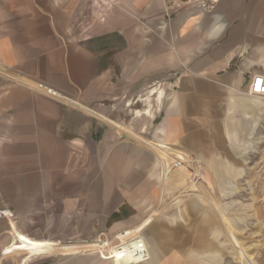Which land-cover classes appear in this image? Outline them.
Here are the masks:
<instances>
[{
    "label": "crops",
    "instance_id": "crops-1",
    "mask_svg": "<svg viewBox=\"0 0 264 264\" xmlns=\"http://www.w3.org/2000/svg\"><path fill=\"white\" fill-rule=\"evenodd\" d=\"M257 75L264 0H0V209L13 214L0 221V264L44 256L10 252L15 230L59 244L52 232L122 222L155 184L152 167L175 168L121 140L128 130L115 112L137 129L144 111L149 127L160 118L149 140L186 152L180 162L199 175L197 155L212 151L205 120L222 124L221 103L235 104L236 133L264 134L261 97L248 93ZM146 87L164 88L171 105L147 98L142 110ZM206 103L217 104L213 115Z\"/></svg>",
    "mask_w": 264,
    "mask_h": 264
},
{
    "label": "rangeland",
    "instance_id": "rangeland-1",
    "mask_svg": "<svg viewBox=\"0 0 264 264\" xmlns=\"http://www.w3.org/2000/svg\"><path fill=\"white\" fill-rule=\"evenodd\" d=\"M154 89L142 88V110H148L149 101L144 100L147 98L158 110L171 105L167 91L159 95L164 88L157 93ZM258 101L264 114V100ZM248 104L249 101L244 102ZM216 106L205 104L206 110L213 112L217 111ZM221 111L229 112L220 126L217 119L205 120L203 137L207 150L212 151L196 157L202 163L200 187L189 180L197 175L192 166L180 162V156L190 158L188 154L168 152L169 161L181 168L159 166L158 161V166L150 171L156 182L142 196L143 205L129 207L122 222L108 220L105 227L85 235L78 231L64 236L58 230L52 232L56 236L52 241L59 244L34 240L15 230L13 234L21 242L19 246L13 244L10 252L21 248L28 256L26 261L44 255L30 264H152L154 247L158 246L157 264H264V134L236 133L244 130V123L230 119L234 103H221ZM145 112L137 118L138 129L132 117L125 115L122 122L114 113L112 120L122 124L128 130L126 134L118 131L119 123L109 125L122 135L121 140L138 144L148 152L136 141L138 133L149 139L160 118L149 127L150 113ZM172 146L179 149L180 144ZM231 159L237 165H232ZM156 230L158 239L154 236Z\"/></svg>",
    "mask_w": 264,
    "mask_h": 264
},
{
    "label": "bare ground",
    "instance_id": "bare-ground-1",
    "mask_svg": "<svg viewBox=\"0 0 264 264\" xmlns=\"http://www.w3.org/2000/svg\"><path fill=\"white\" fill-rule=\"evenodd\" d=\"M260 97V96H259ZM161 139V138H160ZM139 144H141L142 146H144L145 148H148L149 150H152L156 153V155H158L159 157H162L164 159H166L168 161L169 164H171L172 166H174L176 169H178L179 165L176 163H171V161H169V154L166 150L162 149L161 147L157 146L155 143H153L152 141H150L148 138H145L144 136L140 135L138 137V140H136ZM156 142V141H155ZM163 151H165L166 153L164 154ZM159 160V159H158ZM165 161V160H164ZM161 166V164L159 165ZM181 166V165H180ZM181 168V167H179ZM164 171V170H163ZM188 173V170H185ZM197 174V173H196ZM187 176V175H185ZM188 177V176H187ZM192 177V178H191ZM189 177V180L192 184L196 185L197 187H200V185L198 184L199 181H201L197 175L191 176ZM193 181V182H192ZM202 188V187H201ZM228 236H230L229 233H227ZM154 236L156 237V239L159 238V232L158 230H156V232L154 231ZM233 238V237H232ZM124 243V242H123ZM132 243V242H131ZM128 244V243H127ZM130 244V243H129ZM128 246V245H127ZM155 250V255L153 256V258L151 259L152 264H157L159 262V249L158 246L154 247Z\"/></svg>",
    "mask_w": 264,
    "mask_h": 264
},
{
    "label": "built area",
    "instance_id": "built-area-1",
    "mask_svg": "<svg viewBox=\"0 0 264 264\" xmlns=\"http://www.w3.org/2000/svg\"><path fill=\"white\" fill-rule=\"evenodd\" d=\"M200 1V0H195ZM201 4H204L201 1ZM251 96H260L264 100V76L257 75L253 78L249 92ZM4 218H13V214L8 209H0V221Z\"/></svg>",
    "mask_w": 264,
    "mask_h": 264
}]
</instances>
